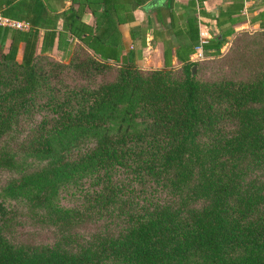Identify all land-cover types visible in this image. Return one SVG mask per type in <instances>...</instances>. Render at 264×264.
<instances>
[{"label":"trees","instance_id":"16d2710c","mask_svg":"<svg viewBox=\"0 0 264 264\" xmlns=\"http://www.w3.org/2000/svg\"><path fill=\"white\" fill-rule=\"evenodd\" d=\"M73 2L0 0L28 24L0 26V264H264V31L259 49L216 66L237 63L239 77L199 76L189 56L201 45L219 60L225 36L241 48L252 32L201 42L191 18L181 64L165 49L162 68L142 69L90 53L91 2ZM107 69L113 79L89 83ZM22 204L50 242L10 238Z\"/></svg>","mask_w":264,"mask_h":264},{"label":"crops","instance_id":"0c3cea01","mask_svg":"<svg viewBox=\"0 0 264 264\" xmlns=\"http://www.w3.org/2000/svg\"><path fill=\"white\" fill-rule=\"evenodd\" d=\"M46 1L57 13L78 6L73 0ZM89 1L92 8L85 6L81 11L82 23L92 30L87 37L95 51L89 52L108 63L132 62L142 69L162 68L165 49L172 65L181 64L175 49L190 41L189 18L197 23L198 37L207 40L231 31H264V0ZM62 22L60 18L59 30ZM233 37L234 34L225 36V43ZM74 42L81 43L78 39ZM40 44L39 41L38 48ZM195 51L196 47L190 61H194ZM68 53L66 45L61 49L54 45L49 52L64 59Z\"/></svg>","mask_w":264,"mask_h":264},{"label":"rangeland","instance_id":"374dc122","mask_svg":"<svg viewBox=\"0 0 264 264\" xmlns=\"http://www.w3.org/2000/svg\"><path fill=\"white\" fill-rule=\"evenodd\" d=\"M249 32L252 33L247 39H245L244 42H242L243 45L241 46V48H234L233 39L229 40L227 44L225 43L222 47V56L219 57V60H216L218 58H210L206 57L205 55H203L202 59L197 60L202 66V70L198 72L199 76L205 77L208 76L210 72H215L217 70L216 73L218 72L219 74H228L232 75V77H239V70L235 66L237 63H230L229 61H227L225 63H228V65H226L223 70L220 68L216 69V66L221 64L224 60H227L226 58L230 55H232V60L234 62L241 51H246V53H249L251 50H257V48L259 49L260 44H258V42L260 37H258V34L254 31ZM232 50H234V52H232ZM86 55L85 53L81 52L79 56L85 57ZM51 56L53 57V59L62 61L63 63H68L69 60V58H59L56 55ZM44 65L45 68L49 67L47 62H45ZM114 75L115 72L110 69H107L105 71L96 73V75L90 78L89 83L96 85L101 81L113 79ZM73 78L74 75L69 72L65 75V81L72 86L83 85L88 83L87 81L73 82ZM9 176V173L7 172H0V185L4 181H6ZM64 203L66 205H69L68 201H64ZM17 207L19 209V212L24 215H22V217L19 219V222L16 225V228H14V230L12 231L10 238L14 241L23 243L50 242L53 238V235H51L50 231H48L47 229L36 227L34 225V222H32L27 216H25L27 215V212L24 204L17 205Z\"/></svg>","mask_w":264,"mask_h":264},{"label":"built area","instance_id":"2783aa9c","mask_svg":"<svg viewBox=\"0 0 264 264\" xmlns=\"http://www.w3.org/2000/svg\"><path fill=\"white\" fill-rule=\"evenodd\" d=\"M0 26L12 28V29H19V30H25L28 28V24L25 21L4 17L1 14H0ZM205 40L207 39L201 38V42H205ZM202 58H203L202 46L199 45L196 47L194 61L200 60Z\"/></svg>","mask_w":264,"mask_h":264},{"label":"water","instance_id":"95a60500","mask_svg":"<svg viewBox=\"0 0 264 264\" xmlns=\"http://www.w3.org/2000/svg\"><path fill=\"white\" fill-rule=\"evenodd\" d=\"M195 70H196V67L194 66V67L192 68V71L195 72Z\"/></svg>","mask_w":264,"mask_h":264}]
</instances>
